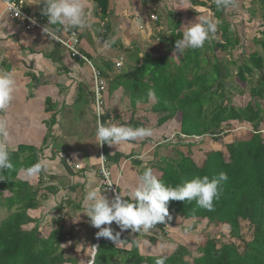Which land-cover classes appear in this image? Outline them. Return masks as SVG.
Returning a JSON list of instances; mask_svg holds the SVG:
<instances>
[{
	"label": "trees",
	"instance_id": "trees-1",
	"mask_svg": "<svg viewBox=\"0 0 264 264\" xmlns=\"http://www.w3.org/2000/svg\"><path fill=\"white\" fill-rule=\"evenodd\" d=\"M93 1L105 14L108 0ZM206 1L212 2L210 10L220 21L219 28L225 30V32L221 31V35L213 36L217 43L214 44L216 53L210 51L209 41H206L203 48L195 49V57H190L194 49H188L179 53H185L186 56L173 62L167 55H160L159 52V55L155 56L157 50L152 47L150 53L147 51L143 54L141 62L138 58L136 66L133 65L129 70L120 71L111 77L104 92L103 114L106 117L104 123L109 121L134 128L152 129V126L148 125V120L156 116L157 128L165 126L170 121H176L180 124L179 135L189 139L209 136L216 141L232 134L237 129L235 126L237 124L249 125L250 132H245L225 146L228 158H225L221 151H210L201 166L188 156L176 162L169 159L171 151L168 153L164 144H158L150 168L156 169L155 174H160L157 178L171 186L179 185L196 176L212 178L221 171L226 172L229 177L222 186L223 192L220 198L214 201L213 211L198 207L195 201L190 203L170 201L169 212L184 220L207 221L210 225L228 226L230 236L221 243L213 238L207 239L205 243L194 248L195 253L190 251L187 245H178L171 256L166 257L165 264H264V135L262 134L264 129H261L264 125V56L258 50L249 47L251 50L248 57L251 61L244 63L241 54L244 47L243 40L237 36L238 34H233L229 30L233 28L222 20L226 8L218 10L214 0ZM157 25L162 27L161 22ZM179 27V24L171 27L170 38L165 37L162 31L157 35L159 42H164L168 46V54L175 50V41L182 38L183 31H179ZM228 31L230 37L234 35L237 38L234 43L225 40ZM256 44H261L264 48L263 41H258ZM236 47L241 51L239 63L230 59L231 52ZM135 50L139 55L141 54L138 48ZM207 51L212 52L214 58L213 61L207 58L209 64L204 59H199L201 55L208 57ZM204 64L207 66L203 67ZM229 65L237 68L236 75L240 83L251 84L255 80L258 83L254 84L256 83L254 82L249 89L250 100L245 106L234 105L232 98L235 92L238 95H244L246 92L234 88L235 92L230 90L231 95L227 94L229 86L226 81L233 78ZM209 66L211 73L208 75L205 72ZM255 74L259 75L255 80L248 78ZM103 77L110 78L107 73H104ZM150 89L155 92L153 99L155 103L151 107L152 99L148 98ZM118 90L120 93H117ZM123 94L128 95L130 103L125 112L132 115L127 121L122 117L123 112H118V109L107 103V99L110 102L122 100ZM146 107L148 109L145 118L137 119L138 114L144 113ZM113 114L115 117L111 118ZM187 144L190 147L195 146L192 142ZM41 152L42 148L33 146L20 147L14 153L10 151L13 168L0 172V211L5 210L7 213L0 223V264H79L80 262L67 255L63 249L62 244L66 234L62 217L56 221L57 228L52 232L47 229L40 231L37 224L30 230L26 228L35 222L30 215L31 211L37 210L42 204L41 201H46L50 195L57 193L55 187L45 189L42 187L46 174L48 175L45 166V170L36 178L27 180L19 177L21 169L45 160ZM157 154L167 162L162 161L158 166L155 161ZM154 163L156 168L153 166ZM165 163L167 166L163 165ZM80 168L77 171L83 173ZM98 172L97 176L103 180ZM50 178L56 180L53 175ZM101 188L107 191L104 183L98 186V190L101 191ZM107 192L110 194L109 191ZM84 196L85 194L82 193L80 202L83 201ZM124 198L128 199L126 195ZM63 208L65 209V203L61 201L58 209L63 212ZM243 223L247 226L250 239L245 237L248 234L244 232ZM111 227L115 230L119 229L115 223ZM155 227L162 232L166 230L165 224H158ZM98 231L99 229L92 226L89 229L91 238L96 244L91 264H155L156 259L162 257L144 256L140 253L139 243L142 239L152 245L158 243L157 237L150 236L146 232L133 233L129 229L120 236V241L117 243L107 238H100L97 243L95 237ZM150 231L152 229L148 232Z\"/></svg>",
	"mask_w": 264,
	"mask_h": 264
},
{
	"label": "crops",
	"instance_id": "crops-1",
	"mask_svg": "<svg viewBox=\"0 0 264 264\" xmlns=\"http://www.w3.org/2000/svg\"><path fill=\"white\" fill-rule=\"evenodd\" d=\"M23 1L30 15H40L47 21V17L41 14L44 8L43 0ZM258 1L260 2V0H237L238 7L226 8L224 14L225 24L230 25L237 34H240L243 40L242 45L253 47L255 50L263 47L256 43L264 41L259 39L261 34L264 38V18L262 17V21H257L259 19L256 14L259 7ZM82 3L87 13L88 26L83 29L64 26L59 32L67 29L79 34L80 53L92 63L96 70L102 72V81L107 84L111 77L116 75V62L122 60L124 63L122 70L126 68L125 62L129 59L126 60L127 55L124 53L131 51L132 48H138L141 51L140 55H143L152 49L149 43L143 41L142 32L149 31L151 40L159 41L157 35L160 31L162 33L166 31L167 33L163 34L167 37L171 34V27L178 24L179 31H183L182 26L199 22L197 17L200 16L212 15L218 22L210 10L212 2L209 3L206 0H195L194 3L190 0H150L148 4L145 0H108L105 14L93 0H82ZM262 6V15H264V2ZM93 15L96 17L93 18ZM153 15L157 16L158 22L162 23L161 28L157 27L158 22L154 23ZM251 18L256 19L255 25L259 31L249 39L245 33L248 26H252ZM94 21L97 25H93ZM50 27L55 29L59 26L51 25ZM133 30L136 33H133ZM154 37L156 38L153 39ZM106 41L109 43L107 48L104 47ZM115 54L119 55L120 60L113 56ZM102 64L104 69H101ZM0 69L12 72L16 81L11 104L7 109L0 111V124L8 132V137L6 139L0 137V142L6 144L9 152L12 153L25 146L42 148L41 155L45 159L42 161L43 165L50 167L47 169L49 175L56 174L53 175L56 181L58 176L66 175L69 182H72L71 191H80L81 196L89 190H98L100 178L96 172L99 168V142L97 141L96 147L91 146L87 150L76 148L74 145L71 147V144L69 147L66 146L68 142L78 139V135L82 134L84 129L89 137L90 125L95 129L94 135L96 134L97 121L91 97L93 71L88 63L74 59L70 52L40 32L25 31L7 15L5 4L0 1ZM104 73L109 74L110 78H104ZM117 93H120V90ZM81 97L85 100L89 99L90 102L84 104L79 117L72 118L68 113L73 108L74 111L79 109ZM117 103L119 105L122 101L116 100L113 106ZM124 104L126 111L130 103ZM113 117L115 114L111 115V118ZM103 118L105 122L104 114ZM94 137L96 140V136ZM59 142L65 146L56 147ZM137 144L138 140L111 147L106 144L109 157L107 167L112 180L118 185V190L122 184H124L122 185L124 190H126L124 186L131 188L133 184H130V181H135L137 177L134 174V172L138 174L134 165H130L131 160L139 162L136 160V150L142 148V145ZM59 164L65 170L59 169ZM77 165L81 167L83 173L77 171ZM132 169H135L134 172ZM21 173L24 174L20 171L19 177ZM20 178L29 179L25 175ZM121 179L124 181L121 182ZM82 200L84 202V199Z\"/></svg>",
	"mask_w": 264,
	"mask_h": 264
},
{
	"label": "rangeland",
	"instance_id": "rangeland-1",
	"mask_svg": "<svg viewBox=\"0 0 264 264\" xmlns=\"http://www.w3.org/2000/svg\"><path fill=\"white\" fill-rule=\"evenodd\" d=\"M190 2L194 3L195 0H190ZM255 2V1H254ZM259 2V1H258ZM263 2L262 0H260L259 2V7L256 10V14L259 17V20L262 21V17L264 18V15H262L263 12ZM251 12V10H249ZM156 13V12H155ZM158 15V14H157ZM96 16L93 15V18H95ZM155 21L154 23H157L159 21V19L157 18V16L153 15L152 16ZM173 17V16H172ZM225 18L223 17L222 20H224ZM255 18H251V22H252V26H248V30H247V37L250 39L251 37H253L254 33H258V27L255 25ZM218 22H220L218 20ZM97 25V22L94 21L93 25ZM142 24V23H140ZM133 27V25H132ZM229 27H231L229 25ZM95 28V26H94ZM222 28V27H221ZM219 28V24H218V28L217 31L215 33L214 36H219V34L221 35V31L225 32L224 28L221 29ZM231 32H233V34L237 35V31L235 29H229ZM230 31H228V36L225 37L226 41H229L231 43L235 42V39H237L234 35L231 37L229 36ZM133 33H136L135 30L132 31ZM149 31L146 32H142V35L144 36L143 41H145L146 43H149L152 47H154L156 50H158L160 52V55H167L169 57L170 60L177 61L178 59L183 58L184 56H186V54H179L176 53L175 50H172L171 53H167V50L169 49L168 46L164 43V42H159L156 40H151L150 38V32ZM164 34H166L167 32L164 31ZM237 36L240 37V34H238ZM167 37H171V34H168ZM150 38V39H149ZM221 38V37H220ZM220 38L218 40H220ZM231 39V41H230ZM259 39H264L262 37V34L260 35ZM85 42V41H84ZM88 42V40H87ZM264 42V41H263ZM217 44L215 42V39L212 38L208 45L210 47V51H212L213 53H216L215 50V45ZM207 46V45H206ZM252 48V47H251ZM263 47L261 46V48L258 49L259 53H261L264 56V50H262ZM188 49L184 50L187 51ZM250 48L245 46L242 49V53L239 50V48H235L230 55V59L233 62L239 63L240 62V53L242 54L243 57V61L244 63H248L250 60V58L248 57L249 53H250ZM150 51V50H149ZM207 51L206 52V56L201 55V57L199 58L200 60H205L207 62V64H209L210 62H208L207 58L211 61L214 60L212 52ZM106 52H108V50H106ZM147 52V51H146ZM150 53V52H149ZM196 50L194 49V51L192 52V55L190 57H195ZM127 55L126 60L129 59V61L125 60L123 62H125V67L124 71L129 70L131 66L135 65L136 66V62L138 61V58L140 60V62L143 60L144 55H139L138 52H136L135 49L132 48L131 51H127L126 53H124ZM150 55V54H149ZM155 56L159 55L158 52L154 53ZM116 56L117 60H120V58L118 59L119 55H113ZM129 62V64L127 63ZM124 64V63H123ZM207 64H204V66H207ZM95 65V63H94ZM101 69H104L103 64L101 66ZM229 69L231 71V73H233V78H230L229 80L226 81V84L229 86V90L227 91V94L230 96V90H234V88L239 89L241 92L244 91V95H238V93L235 92V96L232 98V103L236 106H245L247 104V102L250 100V92L249 89L252 88L253 83L256 82V78L259 77V75H253V76H248L249 79L251 80H255L252 81L251 84L248 83H240V80L237 78L236 75V71L237 68L234 67L233 65L230 66L229 65ZM121 71V70H120ZM120 71H116V73H119ZM123 72V70L121 71ZM206 74H210L211 73V67H207V70L205 72ZM117 75V74H116ZM93 82V80L91 79V83ZM254 84H258L257 82ZM92 85V84H91ZM94 86V84H93ZM255 86V85H254ZM33 87V86H32ZM33 89V88H32ZM127 95V94H126ZM123 99L121 100L122 103L118 105L114 104L116 106H113V108L119 109L121 112L123 111V119L125 121L129 120L132 118V115L129 112H125L124 108H125V102H128V95L125 96L123 94ZM81 104H79V109L77 111H74V108L72 110L69 111L68 115L72 118L75 117V119L77 117H79L80 114V110L84 109V104L85 103H89L90 100L83 98L81 101ZM107 103L113 105V101H109L107 99ZM155 101L152 99V103L150 105V107L152 106V104H154ZM40 107V106H38ZM95 108V106H94ZM147 107L144 113L138 114L137 119L138 118H145V114L147 111ZM118 111V112H120ZM101 121V120H100ZM149 127L152 126V130H153V135L151 137L145 138L144 140H138V144L141 146L142 148L136 150V161H130V165H134L135 169H132L133 172L134 170L137 171L138 174H136V172H134V174L138 177L139 173H143V171L145 170V168H150L152 167V164L150 165V163L152 162V160L154 159V154L156 152L157 149H155L156 145L158 144H164V148L166 150H168V153L170 152V158L173 161L178 162L180 159H182L183 157H190L197 165L201 166L203 164V162L206 159V154L210 151H221L223 152L225 158H228V151L226 150V145H229L232 141H234L235 138L241 137L245 132L247 131H251V127L249 125H235L237 127V129L230 135H225L223 138H221L219 141H216L215 139H212V137H203V138H194V139H189V138H181L179 136V132H180V124L178 122H173L170 121L168 123H166L165 126L159 127L157 128L156 126V122H157V118L155 117H150L149 118ZM102 124H104V119L101 122ZM90 125V124H89ZM261 129H264V125L261 127ZM94 128L90 125L89 126V135L92 137H87V133L86 130L84 129L82 134L78 135V139L76 138L75 141H70L66 144L67 147H69V144H71V147L74 145L76 148H83V150H87L90 149V147L92 146L93 148L96 147L98 145L97 140H95L96 135H94ZM263 131V130H262ZM262 134L264 135V132H262ZM244 137V136H243ZM149 140V141H148ZM201 141V142H200ZM141 142H143V144H141ZM187 142H192L195 146H188ZM62 143V142H61ZM60 142L56 144V147L58 148H62L61 146H65L63 144H61ZM137 143V142H136ZM135 143V146H136ZM65 144V143H64ZM137 144V145H138ZM111 147V146H110ZM136 148H138L136 146ZM74 149V147H73ZM164 158H159L158 154L156 156L155 161L158 163V166L160 165V163L163 162H167L166 160H163ZM129 160V159H128ZM142 165H141V164ZM155 165V163L153 164V166ZM165 166H167V164H163ZM144 166V167H142ZM47 169H50V167L46 166ZM155 167V166H154ZM59 169L61 170H65L64 167L62 165L59 164L58 166ZM156 168V167H155ZM152 169V168H151ZM46 172V171H45ZM98 172V170H97ZM96 172V173H97ZM153 174L156 176H159L160 174H155L157 173L156 169L153 168ZM20 177H23L25 174H20ZM52 175H56V174H51L49 176V174H46L44 183L42 184V187L45 188H49V187H55L57 189V193L55 195H50L49 198L46 201H41L42 204L41 206L35 210V211H31L30 215L32 218H34V223L28 225L26 228L27 230L32 229L36 224L39 225V229L40 231H42L43 229H47V231L52 232L55 231L57 228L56 225V221L62 217L63 219V226H64V233L66 234V238L62 244L63 249L65 250V252L67 253V255L72 256L76 259H78L80 262L79 264H91L92 263V257L93 254L95 252V246L96 244H94L93 242V238H91V234L89 232V229L91 228V225L88 221V218L86 215L83 214L84 211V202H79V199L81 197V193L80 191H71V183L69 182V179H67V176L63 174V176H58L57 181L56 180H51V176ZM137 177L135 178V181H130V184H133L130 187H126L124 186V188L126 190H124L122 188V184L121 188L119 189L121 191V194H124L126 191L133 189L136 184H137ZM123 178V177H121ZM25 179V178H24ZM124 179H121V182H123ZM116 182V181H115ZM35 183V182H34ZM103 184V181L100 179L99 181V185ZM101 192L103 195H105L106 197H108L110 200L113 198L112 195L108 194L107 191H104L103 188H101ZM119 191V192H120ZM86 192V191H84ZM63 201V203H65V209L61 210V212L58 209V206L60 205V202ZM69 204V205H68ZM78 204L80 205V208H78ZM63 213H65V215H63ZM170 213V212H169ZM7 213L5 210L0 211V223L2 222V220L6 217ZM170 215L172 216V220L171 221H166L167 224H165L166 226V230L164 232H162L159 228H156L150 232H146L148 235H152L157 237V241L158 243L156 245H152L149 241L142 239V241L139 243V250L140 253L142 255H149V256H162V257H169L171 256V254L175 251V248L178 245L184 244L187 245L190 249V251L195 253V249L196 246L198 247V245H202L203 243L206 242L207 239L213 238V240L217 241L218 243L221 242H225L227 240V238L230 236V230L228 226H224V225H217V224H208L207 221H199V220H184L182 217H178L173 215L172 213H170ZM103 227V226H102ZM242 227L244 229L245 234L247 233V229H246V224L243 223ZM115 231V229H113ZM120 229H116V231H118ZM115 231V232H116ZM245 237L247 239H250V235H245ZM225 238V239H224ZM95 239L97 240V237H95ZM224 239V240H223ZM147 242V243H145ZM168 245H174V247H168ZM163 246V247H162Z\"/></svg>",
	"mask_w": 264,
	"mask_h": 264
},
{
	"label": "clouds",
	"instance_id": "clouds-1",
	"mask_svg": "<svg viewBox=\"0 0 264 264\" xmlns=\"http://www.w3.org/2000/svg\"><path fill=\"white\" fill-rule=\"evenodd\" d=\"M214 2L218 10L238 7L237 0H214ZM43 3L44 8L41 14L47 17V26L43 29V32L51 40L59 39L57 32L64 26L79 29L88 26L87 13L82 0H43ZM13 10L17 16L20 15L19 9L10 7V11ZM197 20L199 22L182 26V38L175 41L176 53H182L186 49H201L204 47L205 42L210 41L215 35L218 22L212 15L200 16L197 17ZM48 25L59 27L51 29ZM104 47H109L107 41L104 43ZM105 84L107 87V83ZM15 87L16 81L13 73L0 69V111L7 109L11 104ZM148 98H155L154 90L150 89L148 91ZM97 112H100L99 108H97ZM100 117L99 115L98 118L96 116L97 127L95 135L96 140L100 144L99 149L101 146L103 147L106 157L108 156L106 144L108 146H116L144 140L153 135V130L148 127L134 128L109 121L106 124H102L101 122L104 118L102 117L100 121ZM179 136L183 139L187 138L184 135ZM0 137L5 139L8 137V132L2 124H0ZM99 159L103 160L104 157L101 156ZM77 166L76 169H79L80 166L79 168ZM12 168L13 164L10 160L9 150L6 144L0 142V172ZM44 170L43 162L37 161L35 164L20 171L25 174L26 178L30 179L38 177ZM101 172L110 185L111 180L108 179L111 175L110 171L102 167ZM228 179L227 173L221 171L212 178L196 176L191 180L183 181L179 185L171 186L158 179L151 168H146L142 174L138 175L137 184L133 189L126 191L123 195L119 192L111 200L97 189L89 190L84 196L85 207L83 214L87 216L92 227L99 229L96 233L98 238H107L117 243L120 241V234L123 231L130 229L133 233L148 232L158 224H167L166 221H171L172 216L169 213L170 201H187L189 203L195 201L198 207L213 211L214 201L220 198L223 192L222 186ZM125 195L128 199L124 198ZM113 223L120 229V232H116L115 235L111 227ZM168 247H174V245H168ZM165 260L166 257L157 258L155 264H165Z\"/></svg>",
	"mask_w": 264,
	"mask_h": 264
},
{
	"label": "built area",
	"instance_id": "built-area-1",
	"mask_svg": "<svg viewBox=\"0 0 264 264\" xmlns=\"http://www.w3.org/2000/svg\"><path fill=\"white\" fill-rule=\"evenodd\" d=\"M5 4V12L7 15L14 21H16L20 27H22L25 31H38L48 39H50L44 32L43 29L47 26V21L42 16H32L28 13L26 9L25 2L23 0H17V1H7V0H0ZM150 0H145V2H149ZM11 8L19 9L20 15L17 16L15 14V11H10ZM155 21V19L153 18ZM35 21V23H33ZM51 25H48L49 28ZM57 36L59 37L58 40H51L59 45H61L64 49H66L68 52L71 53L72 57L79 58L80 60H83L88 63V66L93 71V84H94V93L92 95L93 103L95 106V112L96 116L98 118V115L101 116L100 120L103 117V108H104V97L103 93L106 90V84L102 81L101 73L94 68L92 63L79 51V45H80V36L75 31H70L67 29H63L61 32L57 33ZM123 64L121 61L116 62L115 69L120 71ZM97 108L100 109V112H97ZM103 156L104 159L100 160L99 158ZM98 162H99V174L101 178L103 179V183L107 187V191L110 192V194L114 197L115 195L119 194L118 191V185L117 183H114L112 180V176L108 179L111 180V184H108V180L103 176L101 172V168H107V157L104 153L103 147H100V152L98 154ZM79 168V166H77ZM109 170V169H108ZM116 231V230H115ZM120 232V230L116 232ZM125 231L121 232L120 236L124 235ZM100 241V238H97V243Z\"/></svg>",
	"mask_w": 264,
	"mask_h": 264
}]
</instances>
